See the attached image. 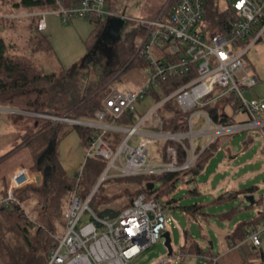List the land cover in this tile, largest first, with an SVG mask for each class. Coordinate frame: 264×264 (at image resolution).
Here are the masks:
<instances>
[{
  "label": "built area",
  "instance_id": "obj_1",
  "mask_svg": "<svg viewBox=\"0 0 264 264\" xmlns=\"http://www.w3.org/2000/svg\"><path fill=\"white\" fill-rule=\"evenodd\" d=\"M57 2L59 8L56 12L64 16L65 22L68 16L125 17L106 8L108 0H80L71 7H66L61 0ZM166 7L167 4L155 17L131 19L141 32V41L135 44V50L136 56L143 57L147 62V81L136 90L114 88L104 99L103 107L95 112L94 120L20 107H0L1 112H13L53 124L82 125L100 130L90 140L85 160L78 170L82 173L90 158L105 160L106 167L87 198L80 196L77 191L72 193L64 209L63 231L55 235L57 244L48 264H136V258L159 242L168 229L170 218L167 209L154 195L148 193L147 184L142 183L141 188L131 196L130 202L119 209L116 217H99L93 200L107 180L188 170L198 158L195 136L210 134L211 143L226 133L260 130L264 139V120L257 117V113L264 111V102L245 96V90L254 87L258 79L249 73L244 60L252 44L264 33V0H237L233 4L237 20L229 31L214 34L205 30L204 0H175L168 15L165 14ZM46 14H37L40 31L47 28ZM248 39L251 40L246 41ZM192 73L195 75L191 80L150 106L133 125L108 123L125 114L135 113L149 93L159 86L161 79ZM219 90L216 97L205 100ZM229 93L236 96L241 110L248 114L247 120L219 124L205 111L197 109ZM171 99H175L184 111H193L187 118L188 132L172 133L163 129L159 109ZM197 115L205 118L207 127L194 132L198 125L195 121ZM110 129L124 133L118 146H113L105 138ZM135 136L138 139L133 144L130 140ZM167 140H174L186 149L184 164H178L177 151L172 146L167 149L168 162L160 160L154 163L149 159V147L163 145ZM37 176L26 167L16 168L10 177L7 196L0 197V205L8 207L11 201L20 203L15 190L28 185ZM86 213L90 214V220L80 225ZM263 231L264 222L250 229L245 242L262 249ZM169 261L167 257L159 264ZM217 262V257L200 256V264Z\"/></svg>",
  "mask_w": 264,
  "mask_h": 264
},
{
  "label": "trees",
  "instance_id": "obj_2",
  "mask_svg": "<svg viewBox=\"0 0 264 264\" xmlns=\"http://www.w3.org/2000/svg\"><path fill=\"white\" fill-rule=\"evenodd\" d=\"M79 1L80 0H61L66 7L77 5ZM174 2L175 0H170L167 3L165 10L166 15L169 14ZM21 3L32 8L31 11L25 14L44 12L51 9L57 10L59 8L57 0H21ZM204 8L206 20L205 30L209 34L229 31L233 22L237 20L233 6L229 5L227 8L221 10L218 0H204ZM162 10L163 8H160L152 17H155ZM25 17L30 18V24L33 26L34 30H37L34 35L39 37L42 34L46 43L50 45V36L38 29V16L30 15ZM88 17L93 23V30L86 40V44L90 48V58L96 59L94 48L104 30L107 18L98 17L96 15ZM2 22H6L4 17H2ZM257 29H259V27H257ZM135 44L136 40L133 41V35L128 34L118 45L116 50L118 57L117 68L105 74L98 84L88 90L87 93L80 95L79 91L70 92V90L64 88L62 90L65 93H63L59 99L55 100L51 87L48 85H52L59 81V79L64 78L67 73L66 69L57 72L46 71L39 68L30 58L19 54H13L9 50L11 45H8L6 39L0 36V102L12 107L39 110L53 114H68L69 116L81 119H93L95 112L103 107V100L109 96L113 90L111 85L113 81L119 77L116 78V75L125 65H128L126 67V69H128L136 60H144L143 57L136 56ZM194 75L195 73L187 76L163 78L160 80L159 86L154 88L147 98H150L153 104L158 103L166 95L171 94L180 86L191 80ZM211 98L212 96L205 100L209 101ZM141 105L142 104L138 106L135 113L125 114L116 121L120 124L123 123L124 125L122 124V126L133 125L145 110L148 109V107L144 108V106ZM240 106L241 104L236 96L233 93H229L227 96L215 99L197 109L204 110L216 123L232 124L237 122L235 120V114L242 112ZM228 107H231L233 113H229ZM192 112L193 111H184L177 104L175 99L167 101L159 109L160 116L163 119V129L172 133L188 132L189 125L187 118ZM37 121L40 122L38 132L30 130L26 134L25 141L28 142V145L34 147V152L32 154L35 159V164L30 170L36 171V174L41 175V177L40 179L35 177L28 185L15 190L14 193L20 203L18 201H11L8 207L6 205H0V264H48L50 254L57 244L55 234L65 224L64 209L72 193L77 191L80 196L87 198L98 182L107 164V162L101 158H90L82 173L77 170L72 175L68 174L60 165L55 151V145L59 139L60 131L58 126H62L63 124H53L50 121ZM71 127L77 130L82 137L83 143L88 148L90 140L97 134V129L82 125H71ZM105 138L113 146H118L124 138V133L109 132L105 134ZM217 141L218 137L203 151L201 147L196 148L195 152L198 156L197 161L195 165L188 170L169 171L160 175L121 177L118 179L138 184L146 183L148 193L154 195L164 207L175 206V201L177 200L175 198V192L178 189V181L187 176L190 181L197 183V177L208 162ZM50 142L52 143V153L50 152L51 154H47V156H50L52 165L48 171L45 170L43 174H40V171H42L40 160ZM188 142L189 141L186 140V143ZM169 146L176 149L178 164H184L187 159V151L180 143L174 140H167L163 144L162 160L166 162L169 161L167 156V149ZM21 167H25V165ZM46 175L50 176L49 181L48 179L46 180V178L42 179V176ZM10 177L4 179V185H0V197L7 196ZM254 191V188L250 187L223 197L224 199L230 197L237 198L240 193H252ZM97 197L93 200V206L99 213L102 210H98L97 208ZM256 204L263 205V209L258 215L254 217L253 220L239 225L235 228L233 233L229 235V238L235 245L243 243L249 244L245 242V239L250 228L264 221V198H259ZM204 206L203 203L198 202L182 207L185 213L190 217H196L202 214L210 215L202 209ZM24 207L29 208L34 219L30 214L26 213ZM240 210L241 208L239 206H232L229 210L217 214V216L221 217L222 220H229ZM188 246V243H185L181 247V250L183 252H195L198 253L199 256H210L209 248L203 249L197 244L190 245V247ZM249 246L248 254L240 264H264V260L261 259L263 257L262 249H258L252 244H249ZM217 256V254H212V257Z\"/></svg>",
  "mask_w": 264,
  "mask_h": 264
},
{
  "label": "rangeland",
  "instance_id": "obj_3",
  "mask_svg": "<svg viewBox=\"0 0 264 264\" xmlns=\"http://www.w3.org/2000/svg\"><path fill=\"white\" fill-rule=\"evenodd\" d=\"M169 1L170 0H109L106 8L112 7L111 10L114 12L118 11L121 15L125 16L126 30L130 32L135 30L138 35L136 43H139L141 41V32L137 24L131 19L152 17ZM235 1L236 0H220V8L223 9L227 4H232ZM31 10L32 8L22 4L21 0H0V20L4 17L6 21L4 27L0 26V36H3L8 45H11L9 50L13 54H19L30 58L37 67L46 71L57 72L66 69V76L59 79L57 82L59 87L56 88L54 85H48L52 87L55 93L58 89L61 90V88H66V90H70V92H83V90L88 87V84L91 86L93 82L99 81L105 74L117 68L118 57L116 51L108 66H106L104 62H107L106 60L110 58L109 55L103 58L104 61H99L97 60L98 58L89 59L90 48L87 46L86 40L93 30V23L89 17L68 16L67 22H65L64 16L56 12V10L51 9L44 11L47 13L45 16L46 21L53 19L56 26L54 35L51 34L50 37L51 44L48 45L42 34L39 37L34 35L37 30H34L33 26L30 24V18L25 17L35 14L37 16L38 13L36 12L25 14ZM0 25H2V23ZM43 33H47V35L50 36V30ZM254 50L255 49L249 51L248 54L250 58H252L251 53ZM98 55L100 56L99 53ZM254 63L256 66H259L261 70H264V66L259 64L257 55L254 59ZM127 66L128 65H125L116 75V78L119 77L113 81L111 88L117 87L121 90H134L145 81L147 63L144 60H136L128 69H126ZM249 73L253 74V71L249 70ZM261 83L264 82L261 81ZM257 87L245 90V96L250 97L252 91L258 90ZM220 91L221 90L215 92L212 98L216 97ZM260 94L262 95V93ZM152 105L153 102H151L150 98H146L142 103L144 108H150ZM3 106L5 107L8 105H4L0 102V107ZM229 111H232L231 107ZM261 113L262 112L257 113V117L260 120H264L261 118ZM16 118L26 120L24 115L0 111V185H4V179L10 177L16 168L25 165V167L31 169L35 164V159L32 154L34 147L28 145L25 143L26 141H24L25 128L26 126L32 125L30 123L32 120L30 119L29 123L28 121H23L28 123L23 125L20 121H17ZM245 118H248V114L241 112L236 117V121L239 122ZM195 121L200 123L202 129L207 127L202 122L200 115L195 117ZM198 129L199 128L196 127L194 132H197ZM134 138V140L138 139L137 136ZM218 138L219 147L215 155L210 159L205 170L198 175L197 183L190 181L187 176L180 179L177 185L178 189L175 192V198L177 199L175 201L176 205L167 206L166 208L170 218L168 229L172 235L173 246L176 251L178 250L176 254L180 252L179 247L183 239L189 242L188 247H190L192 243L194 244V242H199L203 244L204 247L210 248V243L202 241L204 234H209L216 242L218 241V239H215L217 231L227 228L228 226L234 229L243 222H249L263 209V205H250L244 198V194L237 198L230 197L224 199L223 197L226 195L223 193L225 191H236L240 188L249 186L258 187L255 197L259 198L261 195L264 196V158L259 155V150L262 145H264V139L260 130L226 133L220 135ZM249 138L252 139L250 145H246L244 142ZM211 139L212 136L210 134L195 136V148L199 143L202 144L203 149L206 148ZM226 143H228V146H226ZM225 146L230 148L231 152H227ZM160 149L161 144L151 145L149 147V159H152L154 163L160 161L156 153V151H160ZM43 165L40 174L45 172V165ZM75 166L76 165H74L73 168ZM73 170H71L70 172L72 173L69 174H73L75 172V170ZM32 172L36 173V171L33 170ZM38 176L41 177V175ZM45 178L46 180L48 179V181L50 180L49 175L45 176ZM140 188L141 186L138 183L119 180L118 178L109 179L102 185L99 191L97 208L98 210H103L107 207L121 209L127 205L131 196ZM198 202L205 205L202 209L210 215L202 214L196 217H190L185 213L182 206ZM236 205L239 206L241 210L238 211L233 218L229 219L230 221L228 223L217 216V214L225 212ZM25 211L34 219L28 207L25 208ZM89 220L90 214L86 213L80 225H84ZM58 231H63V227ZM234 248H237V252L243 253L244 251H248L250 246L249 244L243 243L235 245ZM216 254L221 255L218 246ZM169 256L165 240L162 239L143 252L136 259V264H159L163 259ZM171 257L170 261L165 264H200V256L198 254L185 253L184 256H178L176 258L174 252ZM229 263L230 260H228V258H223L220 260L219 264Z\"/></svg>",
  "mask_w": 264,
  "mask_h": 264
},
{
  "label": "crops",
  "instance_id": "obj_4",
  "mask_svg": "<svg viewBox=\"0 0 264 264\" xmlns=\"http://www.w3.org/2000/svg\"><path fill=\"white\" fill-rule=\"evenodd\" d=\"M219 1L220 0H218V4H219ZM237 1V0H236ZM235 1V2H236ZM235 2H233L232 4H227V6L226 7H224L223 9H225V8H227L229 5H231V6H233V4L235 3ZM219 8H220V5H219ZM108 9H112V7H110V8H108ZM221 9V8H220ZM223 9H221V10H223ZM115 12H117L116 14L117 15H121V13L120 12H118V11H115ZM36 13H39V12H36ZM118 19H114V17H112V18H107L106 19V25H105V27H104V30L102 31V33H101V35H100V37H99V39H98V41L96 42V45H95V48H94V55H95V57L96 58H98L97 60H103V58H105V57H108V55H109V59H107L106 61L107 62H104V64L106 65V66H108L109 65V62L112 60V58H113V54H115V51L117 50V47H118V45L125 39V35H128V34H132L133 35V41H135L136 39H137V33L135 32V30L134 31H132V32H130V31H127L126 30V22H124L123 24H122V26L121 25H119V20H121L120 19V17H117ZM109 20H117L118 21V23H116L117 25H116V28H113L110 32H108V34H107V36H106V38L105 39H102V35H103V33L105 32V28H106V26H107V24H108V22H109ZM116 21V22H117ZM47 22V28H46V30L45 31H49L50 30V37H51V34L52 35H54V31H55V21L53 20V19H50V21H46ZM2 23V25H0L1 27H4V22H2V20H0V24ZM45 31H43V32H45ZM47 34V33H46ZM90 36V35H89ZM88 36V37H89ZM124 38V39H123ZM260 38H261V40H260ZM254 44H252V46L250 47V49H249V51L250 50H253V49H255L251 54V57L252 58H250V55L248 54L249 53V51H248V53L246 54V57H245V64H246V66H247V68L249 69V70H252L253 71V76H255L257 79H258V82H257V84L254 86V87H257L258 88V90H254V91H252L251 92V95H250V97L249 98H258V99H260V100H262L263 102H264V83H261V81L262 82H264V70H261L260 68H259V66H256V64L254 63V59H255V57H256V55H257V57H258V59H259V64L260 65H263L264 66V33L261 35V37H260ZM88 39V38H87ZM251 39H248V40H246V41H250ZM97 51V53H95ZM98 53L100 54V56L98 55ZM106 55V56H105ZM249 56V57H248ZM92 59V58H91ZM90 59V60H91ZM104 61V60H103ZM102 61V62H103ZM147 70H148V66H147V68H146ZM147 78H148V75H147V72H146V79H145V81L139 86V87H141L146 81H147ZM101 79H102V77H101ZM100 79V80H101ZM99 80V81H100ZM99 81H97V82H93L92 84H91V86L88 84V87L87 88H85V90H83V92H81L80 91V95L82 94H85V93H87L88 92V90H90L91 88H93V87H95L97 84H98V82ZM58 82V81H57ZM54 83V84H52V86L54 85L56 88L57 87H59V84L58 83ZM261 83V84H260ZM55 84H57V85H55ZM139 87H137L136 89H138ZM114 88H116V87H113V89ZM253 88V87H252ZM136 89H134V90H136ZM248 89H250V88H248ZM248 89H246V90H248ZM51 90H52V92H53V96H54V99L55 100H57V99H59L62 95H63V93H65L63 90H62V88H61V90L60 89H58V91H56V93L54 92V90L52 89V87H51ZM260 93H262V95L260 94ZM103 102H104V100H103ZM142 106V105H141ZM229 108L230 107H228V111H229ZM146 111V110H145ZM202 111H204V110H202ZM243 112V111H242ZM229 113L231 114V113H233V111H229ZM241 113V112H240ZM240 113H236L235 114V120H236V117L240 114ZM201 116V118H202V122L204 123V125L206 126V121H205V119L203 118V116L202 115H200ZM261 118L262 119H264V111L261 113ZM17 119V121H20L23 125H25V124H28L29 123V121H30V119H27L26 118V120H23L22 118H16ZM83 119H86V118H83ZM95 118H93V119H86V120H94ZM248 118H245V119H243V120H247ZM32 121L30 122L32 125L31 126H26V128H25V130H26V132H25V140H26V134L30 131V130H32V131H36V132H38V130H39V125H40V122L39 121H37V120H34V119H31ZM242 120V121H243ZM23 121H28V123L26 122H23ZM108 123H111L112 125H122V124H120V123H118V121H109ZM124 125V124H123ZM201 125H200V123L198 122V125H197V127L199 128V129H202L201 127H200ZM59 128H60V131H59V139H58V141H57V144L55 145L56 147H55V151H56V154H57V158H58V161H59V163H60V165L63 167V169L69 174V173H72V172H70L71 170H75V172L79 169V167L82 165V163L84 162V160H85V156H86V151H87V147H86V145L83 143V140H82V137L80 136V134L77 132V130H75L73 127H71V125L70 124H63L62 126H58ZM100 132V130H98L97 129V133H99ZM109 132H119V131H115V130H112V129H110V130H108L107 131V133H109ZM120 133H122L123 134V132H120ZM35 137V136H34ZM33 137V138H34ZM135 138L134 137H132L131 138V143H133V144H136L137 143V139L136 140H134ZM24 140V141H25ZM251 138H249L247 141H245L244 143L246 144V145H250V142H251ZM25 143H28L27 141L25 142ZM210 144V143H209ZM208 144V145H209ZM207 145V146H208ZM226 146H228V143H226ZM225 146V147H226ZM162 147H163V145L161 144V149H160V151H156V153L158 154V156H159V158H160V160H162V154H163V150H162ZM198 147H201L202 148V151L205 149H203V147H202V144H198V146H196V148H198ZM218 147H219V138H218V141H217V144L215 145V147L213 148V150H212V154L210 155V157H209V159H208V162L206 163V165H205V167L203 168V170H201V172L199 173V175L202 173V171H204L205 170V168H206V166H207V164L209 163V161H210V159L215 155V153H216V151H217V149H218ZM263 147H264V145H262V147L260 148V150H259V155L262 157V158H264V151H263ZM226 149H227V152L229 151V152H231V150H230V148H228V147H226ZM33 152H34V150H33ZM32 152V153H33ZM51 153H52V151H51ZM51 153H49V154H51ZM51 164H50V163ZM40 164H41V167H42V165L44 164L45 165V170L46 171H48L50 168H51V165H52V162H51V158H50V156L48 157L47 155L44 157V158H42V160H40ZM43 165V166H44ZM74 165H76L74 168H73V166ZM72 168V169H71ZM71 169V170H70ZM73 170V171H74ZM74 172V173H75ZM44 173V172H43ZM73 173V174H74ZM70 175H72V174H70ZM47 176V175H46ZM9 178V177H8ZM45 179V176H42V179ZM197 180H198V177H197ZM250 187H253L254 188V192H252V193H240L239 194V196H242L243 194L244 195H247V194H252V195H254L255 196V194L257 193V191H258V187L257 186H249V187H245V188H250ZM245 188H240L239 190H236V191H225V192H223L224 194H226V195H229V194H231V193H235V192H237V191H241L242 189H245ZM261 197H263L264 198V196L263 195H261L259 198H261ZM256 198V202H257V200L259 199V198H257V197H255ZM260 212V211H259ZM258 212V213H259ZM253 220V219H252ZM224 221H226L227 223L230 221V220H227V219H225ZM264 221H262V223H263ZM244 223H246V222H243L242 224H244ZM262 223H260V224H262ZM260 224H258V225H260ZM239 225H241V224H239ZM239 225H237L235 228H237ZM257 225V226H258ZM257 226H253V227H251L250 229H252V228H254V227H257ZM235 228L234 229H231L230 228V226H228L227 228H223V229H221L220 231H217V233H216V236H215V239L217 240L218 239V241H216L215 242V240H214V238H212V236H210L209 234H204L203 236H204V238H202V241H206V243H210L211 244V246H210V248H209V253H210V256H212V254H216V249H217V246H218V250H220V252H221V255H218L217 256V258H218V262H217V264H219L220 263V260L221 259H223V258H228V260H230V263L229 264H240L244 259H245V257L247 256V254H248V251H244L243 253H240V252H237L236 251V249L235 248H233L232 247V244H234L233 242H232V240L229 238V235L230 234H232L233 233V231L235 230ZM185 233H186V235H187V232L185 231ZM188 237V236H187ZM262 241H263V245H262V252H263V257L261 258L262 260H264V231L262 232ZM217 242H218V244H217ZM187 244V243H189L187 240H185V239H183L182 240V242H181V246L179 247L180 248V252H179V254H176V252L178 251H176V249H175V255H176V258L179 256V257H181V256H184V254L185 253H189V254H198V253H191V252H183L182 250H181V247L184 245V244ZM246 243H249V242H246ZM172 244H173V241H172ZM194 244H197V245H199V247H201V248H203V249H208L207 247H204L203 246V244H201V243H199V242H194ZM249 244H251V243H249ZM191 245H193V243L191 244ZM217 245V246H216ZM174 247V246H173ZM237 252V253H236ZM199 255V254H198ZM138 258V257H137ZM136 258V259H137ZM169 258L171 259L172 257L171 256H169Z\"/></svg>",
  "mask_w": 264,
  "mask_h": 264
},
{
  "label": "water",
  "instance_id": "obj_5",
  "mask_svg": "<svg viewBox=\"0 0 264 264\" xmlns=\"http://www.w3.org/2000/svg\"><path fill=\"white\" fill-rule=\"evenodd\" d=\"M124 16V15H123ZM114 19H118L117 17H114ZM121 20H119V25L122 26V24L125 22V17H120ZM117 21V20H116ZM115 20H109L106 28H105V32L103 33V37L102 39H105L108 32H110L113 28H116V23H118V21L116 22ZM89 59H91L89 57ZM52 149V143L50 142L49 146L47 147V149L44 151V153L42 154L41 160L42 158H44L47 154H49L51 152ZM37 179H40V176H37ZM246 199V201L250 204V205H255L256 204V198L254 195L252 194H247L244 197ZM119 214V209H115L112 207H107L105 209H103L102 211H100L98 213L99 217H109V218H114ZM98 226H101V223L97 222ZM163 238L165 240V245L168 249V254L170 256H173L175 249L173 247L172 244V235L170 231H166L165 234L163 235Z\"/></svg>",
  "mask_w": 264,
  "mask_h": 264
},
{
  "label": "flooded vegetation",
  "instance_id": "obj_6",
  "mask_svg": "<svg viewBox=\"0 0 264 264\" xmlns=\"http://www.w3.org/2000/svg\"><path fill=\"white\" fill-rule=\"evenodd\" d=\"M95 53H97V51H96ZM166 231H169V229H167ZM166 231H165V232H166ZM165 232L163 233V235L165 234ZM162 239H164L163 236H162ZM162 239H161V240H162Z\"/></svg>",
  "mask_w": 264,
  "mask_h": 264
}]
</instances>
